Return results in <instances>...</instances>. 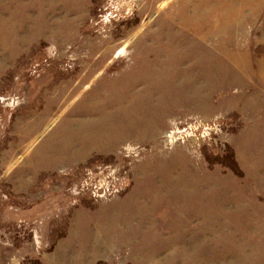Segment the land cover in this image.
Here are the masks:
<instances>
[{"label":"rangeland","instance_id":"374dc122","mask_svg":"<svg viewBox=\"0 0 264 264\" xmlns=\"http://www.w3.org/2000/svg\"><path fill=\"white\" fill-rule=\"evenodd\" d=\"M0 42V264H264V0H0Z\"/></svg>","mask_w":264,"mask_h":264},{"label":"bare ground","instance_id":"6f19581e","mask_svg":"<svg viewBox=\"0 0 264 264\" xmlns=\"http://www.w3.org/2000/svg\"><path fill=\"white\" fill-rule=\"evenodd\" d=\"M148 31H149V30H148ZM147 33H149V32H147ZM147 33L144 32V33H143V36L146 37V36H147V35H146ZM151 33H152V32H151ZM149 34H150V33H149ZM1 37H2V36H1ZM138 40H139V39H138ZM140 40H141V39H140ZM7 41H8V40H7ZM0 43H1V42H0ZM161 62H162V61H159V64H161ZM164 64H165V63H164ZM168 69H169V68H168Z\"/></svg>","mask_w":264,"mask_h":264},{"label":"built area","instance_id":"2783aa9c","mask_svg":"<svg viewBox=\"0 0 264 264\" xmlns=\"http://www.w3.org/2000/svg\"><path fill=\"white\" fill-rule=\"evenodd\" d=\"M14 103H12V100H11V103L8 104V105H5V106H8V107H11Z\"/></svg>","mask_w":264,"mask_h":264}]
</instances>
